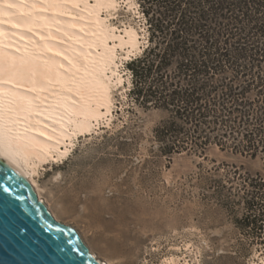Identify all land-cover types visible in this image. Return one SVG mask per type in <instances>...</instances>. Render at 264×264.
<instances>
[{
	"label": "rangeland",
	"instance_id": "obj_1",
	"mask_svg": "<svg viewBox=\"0 0 264 264\" xmlns=\"http://www.w3.org/2000/svg\"><path fill=\"white\" fill-rule=\"evenodd\" d=\"M116 1L102 15L119 31L137 29L140 47L118 49L123 80L111 85L110 112L68 140L65 155L54 153L36 167L38 193L109 264H260L264 249L236 228L225 203L228 190L216 192L211 184L214 167L237 166L264 178V162L215 145L203 155L157 151L152 131L162 112L128 111L131 78L125 66L146 46L145 17L137 0ZM126 123L130 127L122 130Z\"/></svg>",
	"mask_w": 264,
	"mask_h": 264
},
{
	"label": "trees",
	"instance_id": "obj_2",
	"mask_svg": "<svg viewBox=\"0 0 264 264\" xmlns=\"http://www.w3.org/2000/svg\"><path fill=\"white\" fill-rule=\"evenodd\" d=\"M136 2L148 37L125 66L128 111L162 112L157 151L203 155L215 145L264 162V0ZM212 171L236 228L264 249V178L237 166Z\"/></svg>",
	"mask_w": 264,
	"mask_h": 264
},
{
	"label": "bare ground",
	"instance_id": "obj_3",
	"mask_svg": "<svg viewBox=\"0 0 264 264\" xmlns=\"http://www.w3.org/2000/svg\"><path fill=\"white\" fill-rule=\"evenodd\" d=\"M93 1L0 0V155L35 189L36 167L110 112L118 49L140 47L102 15L116 0Z\"/></svg>",
	"mask_w": 264,
	"mask_h": 264
},
{
	"label": "water",
	"instance_id": "obj_4",
	"mask_svg": "<svg viewBox=\"0 0 264 264\" xmlns=\"http://www.w3.org/2000/svg\"><path fill=\"white\" fill-rule=\"evenodd\" d=\"M0 155V264H108Z\"/></svg>",
	"mask_w": 264,
	"mask_h": 264
}]
</instances>
